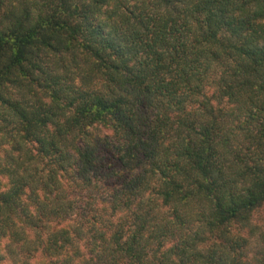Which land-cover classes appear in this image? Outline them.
<instances>
[{
	"label": "trees",
	"instance_id": "trees-1",
	"mask_svg": "<svg viewBox=\"0 0 264 264\" xmlns=\"http://www.w3.org/2000/svg\"><path fill=\"white\" fill-rule=\"evenodd\" d=\"M264 0H0V264H264Z\"/></svg>",
	"mask_w": 264,
	"mask_h": 264
},
{
	"label": "rangeland",
	"instance_id": "rangeland-1",
	"mask_svg": "<svg viewBox=\"0 0 264 264\" xmlns=\"http://www.w3.org/2000/svg\"><path fill=\"white\" fill-rule=\"evenodd\" d=\"M252 222L255 226H259L264 229V209H260L252 216Z\"/></svg>",
	"mask_w": 264,
	"mask_h": 264
}]
</instances>
